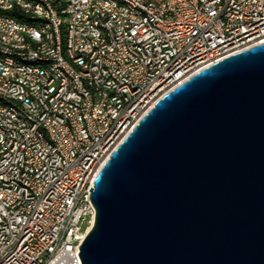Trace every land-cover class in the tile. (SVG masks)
Returning a JSON list of instances; mask_svg holds the SVG:
<instances>
[{
	"label": "built area",
	"instance_id": "1",
	"mask_svg": "<svg viewBox=\"0 0 264 264\" xmlns=\"http://www.w3.org/2000/svg\"><path fill=\"white\" fill-rule=\"evenodd\" d=\"M125 1L137 5V0ZM219 1H226V11L218 10ZM17 3L0 0V22L7 34L36 33L7 22ZM70 3L72 51L86 53L82 69L97 71L95 84L76 83L63 105L40 107L51 75L15 64L0 66L4 88L16 93L10 102L19 107V101H28V109H22L26 122L0 108V127L5 129L0 137V244L10 245V253H0V264H81L79 247L96 215L89 190L109 148H117L153 101L189 72L264 43V0H215L203 9L192 7L190 0H176L174 12L151 13L153 28L97 0ZM87 6H94V16H87ZM97 21L105 22L108 35L95 29ZM127 21H134V29L123 32ZM102 36L118 37V44L107 49L106 58L97 59V66H87V59L94 58L89 43L101 46ZM56 43L51 57H57ZM133 50H142V58L133 57ZM25 83H33V90H25ZM127 96L135 97V105L119 112ZM47 109H54V118H47ZM1 116H9V124H1ZM17 127H25V135H16ZM40 130L48 131L45 145L33 142ZM85 131H92V139H85ZM16 139H23L21 155L4 153V146ZM28 192H35L36 201H27Z\"/></svg>",
	"mask_w": 264,
	"mask_h": 264
},
{
	"label": "water",
	"instance_id": "2",
	"mask_svg": "<svg viewBox=\"0 0 264 264\" xmlns=\"http://www.w3.org/2000/svg\"><path fill=\"white\" fill-rule=\"evenodd\" d=\"M93 184L81 264H264V43L165 94Z\"/></svg>",
	"mask_w": 264,
	"mask_h": 264
},
{
	"label": "bare ground",
	"instance_id": "3",
	"mask_svg": "<svg viewBox=\"0 0 264 264\" xmlns=\"http://www.w3.org/2000/svg\"><path fill=\"white\" fill-rule=\"evenodd\" d=\"M13 6V13L7 15V22H17V28L31 29L36 33H26V36H11L0 22V66L17 65L21 69L46 70L51 77L44 83V98L40 99V107L63 105L64 98H68V92L75 90L76 83L80 85H92L96 83L97 71L86 68V53L72 51L71 17L68 12L73 11L70 0H19ZM105 4L106 9L118 10L131 19L142 18L144 28H153V14L174 12L176 0H137V5L125 0H97ZM215 0H190L192 7L203 9L204 3H214ZM260 3V0H253ZM219 11H226V1H219ZM29 15V16H27ZM87 16H94V6H87ZM37 17V18H35ZM54 18V19H53ZM55 23L57 26L55 28ZM95 29L101 30V35H108L104 21L95 22ZM134 29V21H127L123 25V32ZM56 43L57 57H51L52 46ZM118 44V37L102 36L101 46L97 41H90L89 50L94 58L87 59V66H97V59L106 58L107 49H114ZM257 45V44H255ZM133 57L142 58V50H133ZM228 56H222V59ZM219 62L213 61L212 64ZM212 64L208 65L211 66ZM206 67V68H208ZM199 72H189L188 77L171 85V91L187 81L191 76ZM62 81V84H61ZM61 90L59 94V87ZM25 90H33V83H25ZM55 97V98H54ZM16 100V93L12 88H4V82L0 81V108L2 111L12 114L17 122H26V114L22 109H28V101H19V107H15L10 101ZM157 101H153L151 109ZM135 105V97L127 96L119 103V112H126L127 108ZM47 118H54V109H47ZM1 124H9V116H1ZM132 132L129 131V134ZM16 135H25V127H17ZM0 137H5L4 127H0ZM85 139H92V131H85ZM48 141V131L40 130L39 134H33V142L37 145H45ZM23 139H16L12 145L4 146V153L21 155ZM116 148H109V155ZM99 170L95 172V178ZM27 201H36L35 192H28ZM0 253H10L9 244H0Z\"/></svg>",
	"mask_w": 264,
	"mask_h": 264
}]
</instances>
